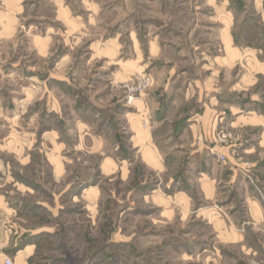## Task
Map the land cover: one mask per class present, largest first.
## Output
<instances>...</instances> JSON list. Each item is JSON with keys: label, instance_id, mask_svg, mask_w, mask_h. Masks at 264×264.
<instances>
[{"label": "rangeland", "instance_id": "374dc122", "mask_svg": "<svg viewBox=\"0 0 264 264\" xmlns=\"http://www.w3.org/2000/svg\"><path fill=\"white\" fill-rule=\"evenodd\" d=\"M214 18L212 0H23L0 38V229L37 240L30 264H246L200 255L216 238L168 198L178 165L148 163L130 128L150 127L173 49H218Z\"/></svg>", "mask_w": 264, "mask_h": 264}, {"label": "crops", "instance_id": "0c3cea01", "mask_svg": "<svg viewBox=\"0 0 264 264\" xmlns=\"http://www.w3.org/2000/svg\"><path fill=\"white\" fill-rule=\"evenodd\" d=\"M212 2L218 49L198 46V61L173 49L175 62L156 79L161 87L145 99L150 127L142 128L136 116L130 128L148 163L160 171L178 165L169 177L174 189L168 198L184 202L177 207L182 213L197 201L199 225L216 238L195 242L200 255L207 251L204 245L214 244L216 261L254 264L264 259V0ZM22 3L0 0V38L13 36ZM219 125L241 132L240 140L231 146L215 143ZM11 233L0 229V263L11 257L14 264H30L37 240ZM215 243L230 245V256Z\"/></svg>", "mask_w": 264, "mask_h": 264}, {"label": "built area", "instance_id": "2783aa9c", "mask_svg": "<svg viewBox=\"0 0 264 264\" xmlns=\"http://www.w3.org/2000/svg\"><path fill=\"white\" fill-rule=\"evenodd\" d=\"M145 79L146 78L141 77L142 81H145ZM226 141H227V135L224 132H220V133L218 132L217 133L216 142L219 143L220 145L221 144L223 145L224 143H226ZM219 158H220L221 161L225 160V157L222 156V155H220ZM0 264H14V262H13L12 258L5 257L4 260ZM259 264H264V261L262 263H259Z\"/></svg>", "mask_w": 264, "mask_h": 264}]
</instances>
